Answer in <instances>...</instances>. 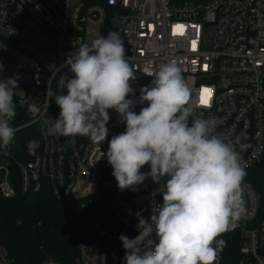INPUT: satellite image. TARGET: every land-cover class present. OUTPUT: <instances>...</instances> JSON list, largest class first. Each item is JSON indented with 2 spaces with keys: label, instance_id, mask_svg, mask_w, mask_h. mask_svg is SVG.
<instances>
[{
  "label": "built area",
  "instance_id": "obj_1",
  "mask_svg": "<svg viewBox=\"0 0 264 264\" xmlns=\"http://www.w3.org/2000/svg\"><path fill=\"white\" fill-rule=\"evenodd\" d=\"M178 25L182 34L175 31ZM110 31L120 33L136 69L128 97L132 110L147 106L139 102L140 88L150 85L159 66L175 61L195 115L216 118L217 133L232 144L245 171L264 156V0H0V80L19 77L10 121L14 139L6 155L0 149V195L38 193L47 182L56 199L76 200L82 209L94 205L102 191L110 195L111 215L93 221L102 249L81 242L72 264H126L120 234L135 238L139 218L150 220L162 203L164 179L157 184L148 178L135 191L118 189L104 155L111 138L126 129L115 110H108L109 133L102 144L45 131V120L57 119L61 111L47 91L66 95L65 77L74 78L67 57ZM205 89L210 96L202 103ZM148 171L149 165L141 169ZM242 198L245 214L224 233L245 238L239 264H264L259 196L245 178ZM0 264H17L2 242ZM39 264L63 263L47 258ZM214 264H223L222 250Z\"/></svg>",
  "mask_w": 264,
  "mask_h": 264
},
{
  "label": "clouds",
  "instance_id": "obj_2",
  "mask_svg": "<svg viewBox=\"0 0 264 264\" xmlns=\"http://www.w3.org/2000/svg\"><path fill=\"white\" fill-rule=\"evenodd\" d=\"M125 52L118 31L81 43L65 61L74 74L61 88L67 94L47 91L61 111L57 119L45 120V131L102 144L109 133L108 110H115L126 129L111 138L104 155L118 189L135 191L148 178L157 184L165 180L158 212L150 220L139 218L135 238L119 236L126 264H214L227 244L218 237L246 212L241 158L217 133L216 118L195 115L175 61L159 66L150 85L140 88L139 102L147 106L139 113L132 110L135 104L128 97L134 94L130 81L136 69ZM18 79L14 74L0 80V149L5 155L16 131L10 121L16 115ZM145 165L150 171L141 172Z\"/></svg>",
  "mask_w": 264,
  "mask_h": 264
},
{
  "label": "trees",
  "instance_id": "obj_3",
  "mask_svg": "<svg viewBox=\"0 0 264 264\" xmlns=\"http://www.w3.org/2000/svg\"><path fill=\"white\" fill-rule=\"evenodd\" d=\"M111 167V165H110ZM245 179L259 196L257 221L264 220V156L246 171ZM47 182L38 193H18L15 197L0 195V242L17 264H39L47 258L72 264L81 242L97 250L103 242L97 237L93 221L111 215L110 195L102 191L99 200L82 209L78 201L58 200ZM227 244L222 249L223 264H239L243 259L245 238L239 233H223Z\"/></svg>",
  "mask_w": 264,
  "mask_h": 264
},
{
  "label": "snow or ice",
  "instance_id": "obj_4",
  "mask_svg": "<svg viewBox=\"0 0 264 264\" xmlns=\"http://www.w3.org/2000/svg\"><path fill=\"white\" fill-rule=\"evenodd\" d=\"M176 32L183 33V26L178 25L175 29ZM204 98L202 99V103H207V98L210 96V90L205 89L204 90Z\"/></svg>",
  "mask_w": 264,
  "mask_h": 264
}]
</instances>
